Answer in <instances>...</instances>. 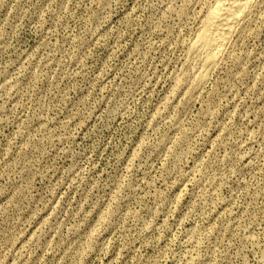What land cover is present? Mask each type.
Returning a JSON list of instances; mask_svg holds the SVG:
<instances>
[{
    "label": "rangeland",
    "instance_id": "1",
    "mask_svg": "<svg viewBox=\"0 0 264 264\" xmlns=\"http://www.w3.org/2000/svg\"><path fill=\"white\" fill-rule=\"evenodd\" d=\"M213 3L0 0V264H264V0L199 82Z\"/></svg>",
    "mask_w": 264,
    "mask_h": 264
},
{
    "label": "bare ground",
    "instance_id": "2",
    "mask_svg": "<svg viewBox=\"0 0 264 264\" xmlns=\"http://www.w3.org/2000/svg\"><path fill=\"white\" fill-rule=\"evenodd\" d=\"M255 1L215 0L214 5L207 11L199 31L190 44V54L192 53L197 59L199 58L201 63L200 75L197 78L199 82L201 80L203 82L208 73L216 68L227 44H230L229 40L234 31L238 29L236 27L250 11Z\"/></svg>",
    "mask_w": 264,
    "mask_h": 264
}]
</instances>
